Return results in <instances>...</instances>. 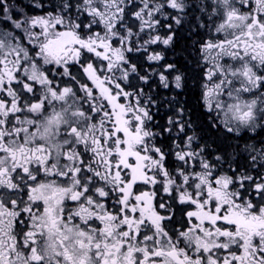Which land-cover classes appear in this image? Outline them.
I'll return each mask as SVG.
<instances>
[{"label":"snow or ice","instance_id":"6c2138e0","mask_svg":"<svg viewBox=\"0 0 264 264\" xmlns=\"http://www.w3.org/2000/svg\"><path fill=\"white\" fill-rule=\"evenodd\" d=\"M186 21L207 130L260 138L245 164L178 99L155 119ZM262 134L264 0H0V264H264Z\"/></svg>","mask_w":264,"mask_h":264},{"label":"trees","instance_id":"16d2710c","mask_svg":"<svg viewBox=\"0 0 264 264\" xmlns=\"http://www.w3.org/2000/svg\"><path fill=\"white\" fill-rule=\"evenodd\" d=\"M193 15L198 16L200 14L198 12H194ZM188 19L190 20L191 17H189ZM195 31V25L189 24L188 21H186L184 27L178 29L177 39L175 40L173 45L167 47L161 45L159 48L153 46V48H156V51H164L165 60L159 63H176L179 71L185 76L184 88L175 89L174 85L171 83L172 76H169V88L165 89L162 86L158 87V75H152V80L150 81V83H152L153 81L155 82L152 83V94L156 96L160 105L155 119L159 124L163 125L166 121L167 116L171 115L170 106L167 104V101L176 98L182 104H185L190 110L191 118L194 122L193 126L197 129L203 128V133L201 134L205 136L204 142L208 143L211 146L213 152H215L216 145L213 144L212 141L216 140L222 145V147L225 148L231 158L238 160L240 164H245L247 162L245 158L248 157L250 159L249 152L244 150L245 145H255L258 148L260 146L259 137H255L254 133L242 130L240 133L242 139H240L239 141L230 139L225 142L223 141L222 137L218 139L213 132H209L207 130L208 114L205 112L199 99L200 84L202 82V68L199 65L198 54L193 46V42L197 39V37L193 34ZM200 31L203 32L204 30L201 29ZM160 34H165L163 29L161 30ZM143 63L145 65V68H147L148 62L143 61ZM152 63L153 66L156 67V62ZM160 70L161 69L157 68V72H159ZM137 83L142 84L143 82L137 81ZM262 136H264V134H262ZM249 137L254 138L249 139ZM228 145H235L236 147H228Z\"/></svg>","mask_w":264,"mask_h":264}]
</instances>
